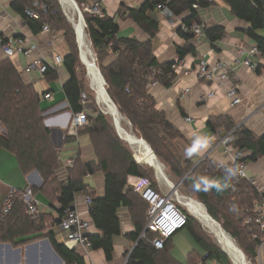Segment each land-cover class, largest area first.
<instances>
[{
	"label": "trees",
	"instance_id": "obj_1",
	"mask_svg": "<svg viewBox=\"0 0 264 264\" xmlns=\"http://www.w3.org/2000/svg\"><path fill=\"white\" fill-rule=\"evenodd\" d=\"M74 1L78 6L83 3V0ZM223 1L238 19L249 24L245 34L264 56V37L259 36V32L264 30V0ZM157 5L165 6L175 17L187 14L182 19V25L190 27L198 24L196 8L207 7L211 5V1L145 0L139 10L129 14L148 36L145 42L117 38L118 28L114 20L103 13L100 18L82 13L84 31L97 68L104 79L109 98L130 124L132 133L146 142L154 156L173 177L179 181L183 180L182 185L235 241L245 258L251 262L255 261L259 240L252 239L244 222L250 217H256L254 205L264 201V193H258L244 181L235 191H231L234 167H218L214 162L204 160L193 169L191 157L183 158L176 143L183 139L181 134L166 120L162 112L155 109L154 100L146 88L149 77L165 87L169 86L175 77L171 70L174 63L158 65L152 53L150 40L158 31V26L146 13ZM13 9L21 16L33 35L41 33L44 27L50 31L61 32L68 49L62 63L70 77L63 86L68 109L72 113H81L86 105H93L94 99L90 90L86 98V74L84 80H81L78 74V67L82 64L78 58L72 26L57 0H14ZM26 11L31 12L33 16L26 15ZM178 34L185 41L194 38L191 33H183L181 29ZM205 35L214 45L224 37L225 32L222 27H215L206 30ZM110 53L117 54V58L111 64L104 65V60ZM195 54L196 50L191 45L178 49L180 61ZM151 69L156 70V73L153 74ZM50 72L49 68L43 78L51 75ZM81 94L85 95L84 102L81 100ZM94 109V116L88 118L85 125L78 130V134H88L96 160L83 161L76 158L72 167L66 169L65 179H60L57 174L61 168L60 151L53 144L50 131L44 125L45 110L41 107L40 96L33 86L24 83L22 74L9 58L0 59V150L15 157L24 176L37 172L43 182L42 192L49 194L52 202L56 204V217L47 220L45 215L39 213L33 219L17 199L10 214H0V244L18 248L38 239H47L64 264H84L80 255L67 250L63 244L56 241L53 229L57 228L63 212L72 208L75 195L88 193L85 178L100 172L104 179L103 196L90 194L88 217L99 233L88 236L90 249L100 250L106 261L112 260L113 237L119 236L122 231L117 210L125 208L133 226V231L127 234L126 238L135 244L130 253H125L126 264H178L167 253L171 239L161 250L152 246L151 241L156 234L145 231L147 206L127 184L129 176L144 177L148 178L156 189L154 170L151 167L143 168L136 162L129 146L118 137L109 117L98 111L95 105ZM209 127L214 133L218 130L225 134L231 133L234 147L250 151L251 156L244 159L246 163L256 162L264 156V140L254 138L242 127L236 128L229 118L212 120ZM69 139L72 138H64L65 141ZM32 190L35 195V189ZM183 213L187 217L185 228L206 253V257L200 262L232 264L211 236L202 229L200 223L186 211L183 210ZM141 234H144L143 238H140ZM263 237L264 234L258 235L259 239Z\"/></svg>",
	"mask_w": 264,
	"mask_h": 264
},
{
	"label": "crops",
	"instance_id": "obj_2",
	"mask_svg": "<svg viewBox=\"0 0 264 264\" xmlns=\"http://www.w3.org/2000/svg\"><path fill=\"white\" fill-rule=\"evenodd\" d=\"M13 1L0 0V35L3 40L12 41L16 38H22L26 41L27 46L36 45L37 49L33 55L44 58L48 64H52L56 56L64 58L68 49L61 32L42 31L37 35H33L21 16L13 9ZM144 1L83 0V3L87 5L97 4L106 17L114 20L118 28L117 38L145 42L148 40V36L129 15L131 12L139 10ZM209 1H211V5L196 8L197 25L200 26L202 33L199 37L190 41H185L178 34L182 26V19L187 14H183L182 17L174 16L165 19L157 8L146 13L158 26V31L150 40L152 53L158 65L180 61L178 49L186 45H191L196 50L194 56L188 55L182 59L183 65L175 72V77L169 86L165 87L158 83L148 91L154 100L155 109L162 112L166 120L181 134L183 139L180 142L185 145L187 155H184L183 149L178 146L180 154L183 158L191 157V163L194 165L193 169L204 160H210L218 167L232 169L233 164L222 144V140L227 134L220 130L216 133L212 132L209 123L212 120L226 117L231 120L236 128L242 127L250 132L254 138L264 140V56L260 53L252 56L245 55V58H250L256 66L255 71L243 66L242 60L238 65L230 68L233 76L232 82L236 86L237 94L241 100V103L237 106H231L230 100L226 97V90L231 84H220L215 77L212 79H198L196 72L201 61H205L212 70L216 62L220 60L234 63L238 49L247 50L256 47L255 43L245 34V31L250 27L248 23L238 19L223 0ZM215 27H222L225 35L220 41L212 45L206 37L205 31ZM259 36L264 37V30L259 32ZM2 58L6 57L0 51V59ZM116 58L117 54L110 53L104 60V65L111 64ZM9 59L18 72L22 74L24 83L33 86L40 96L41 107L45 110L43 113L44 125L49 129L55 142L60 145L58 149L60 151L61 168L57 173L58 177L65 179L66 169L72 167L76 158L83 161H95L88 134L82 132L74 136L68 132L73 113L68 109L63 86L70 77L62 64L50 67L51 75L42 78L36 72H25L28 60L24 56L14 55ZM186 89L189 92L182 96V92ZM47 93L51 95L50 100L43 99V96ZM209 94L211 96L207 97ZM202 96L206 97L204 101L201 100ZM82 114L86 121L94 116L89 105H86ZM186 118H191L192 122L187 123ZM65 137L72 139L65 141ZM129 148L140 166L153 168L144 152L134 150L132 146H129ZM249 156H251V152L246 150L245 158ZM34 172L24 176L17 165L15 157L7 151L0 150V196L5 195L9 188L30 186L36 191L35 197L39 203L38 213L45 215L47 220H50L56 217V204L52 202L49 194L42 192V179L37 172V174H34ZM246 175L253 179V186L257 191L264 193V156L256 162L247 161ZM154 177L156 190L167 193L164 180L160 179L158 172L155 170ZM131 178L133 177L129 176L127 181L132 180ZM168 181L166 180V183ZM182 182L183 180L180 181L181 185ZM85 183L88 185L87 194L98 197L103 196L104 179L102 173L98 172L86 177ZM186 194V196L195 199L190 191L186 190ZM84 195L85 193L75 195L72 208L87 217ZM261 212L264 217V207ZM117 217L122 231L119 236L113 237L112 260L108 262L105 260L102 251L90 249L88 257L83 258L84 264H124L126 260L125 253H130L135 245L126 238L127 234L133 231V226L125 208L117 210ZM55 229L53 231L55 232L56 241L59 244H64L65 235ZM94 234L99 233L94 229L90 235ZM3 249L6 248H1L0 253ZM10 250H13L14 256L1 255L0 264H64L47 239H38L18 248L11 247ZM167 251L178 264H196L206 257V253L192 239L186 228L171 238ZM212 262L218 264L215 261ZM205 263L210 264V261Z\"/></svg>",
	"mask_w": 264,
	"mask_h": 264
},
{
	"label": "built area",
	"instance_id": "obj_3",
	"mask_svg": "<svg viewBox=\"0 0 264 264\" xmlns=\"http://www.w3.org/2000/svg\"><path fill=\"white\" fill-rule=\"evenodd\" d=\"M82 13H87L94 17H102V12L97 4L87 5L82 3L80 5ZM161 16L165 19L173 18L174 15L163 5H157ZM264 11V9H263ZM26 15L33 16L29 11H26ZM42 31H50L47 27H44ZM181 31L183 33H191L194 38L199 37L202 30L199 25L193 24L190 27L185 25L181 26ZM37 49L36 45L27 46L26 41L22 38H16L12 41L3 40L0 35V51L6 58H11L14 55H22L27 60L28 63L25 68L26 73L36 72L43 77L45 72L50 67H56L63 63V58L61 56H56L53 59L52 64H48L44 58L36 57L33 54ZM257 47H252L247 50L240 48L236 52V58L234 63H228L224 60L216 62L214 68L211 70L205 61H201L197 66L196 76L198 79H212L216 78L220 84L229 83L230 87L226 90V97L230 100L231 106H237L241 103V100L237 94L236 86L233 84V76L230 72L232 66L238 65L240 60H242V65L251 69L256 70V66L252 63L250 58H245V55H256L258 54ZM183 65V61H178L171 65V70L175 72ZM153 74L156 70L151 69ZM160 73V72H159ZM158 84L153 78L149 77V81L146 88L149 90ZM189 90L186 89L182 92V96L188 93ZM209 94L207 97H210ZM44 100H50L51 95L45 94L43 96ZM205 96L201 97L204 101ZM81 100L84 102L85 95L81 94ZM187 123H191V118H186ZM86 123L84 116L81 113H73L70 121L68 132L71 135L76 136L78 130L82 128ZM233 139L231 133H228L222 140V144L225 148V152L229 155L231 162L234 167L235 175L233 181L230 185L231 191H235L237 186L241 182H247L250 186L254 185L253 179L247 177L246 175V162L245 151L240 150L232 145ZM132 180L127 181L128 186L131 188L132 192L135 193L147 206L146 210V226L145 231H150L156 234V237L151 241L152 246L156 250H161L164 248L165 243L169 241L176 233L181 231L186 227L187 217L183 213V209L189 214V211L184 207L181 201L176 197V193L173 192V187H169L165 182L167 187V193H162L154 189L152 182L148 178L144 177H133ZM254 187V186H253ZM255 188V187H254ZM178 189V188H177ZM256 189V188H255ZM257 191V189H256ZM178 192V190H177ZM259 193V191H257ZM19 200L26 208L27 214L33 219L38 216V200L36 199L32 187L25 186L23 188H9L5 195L0 196V214L1 216H7L10 214L14 207L16 200ZM84 204L86 208V214L91 206V196L85 193ZM264 207V201L261 203H256L254 205V212L256 214L255 218H248L245 220V225L248 229V233L252 235L254 241L259 240L257 246V258L259 264H264V237L259 239L258 235L264 234V217L262 215V208ZM57 231L65 235L64 247L69 251H74L82 258H86L90 252V243L88 236L93 232L94 227L92 225L89 217H85L83 213L76 209H67L63 212V216L57 226ZM144 234H141L140 238H143ZM127 258L124 261L126 264ZM198 264H206L200 262Z\"/></svg>",
	"mask_w": 264,
	"mask_h": 264
},
{
	"label": "bare ground",
	"instance_id": "obj_4",
	"mask_svg": "<svg viewBox=\"0 0 264 264\" xmlns=\"http://www.w3.org/2000/svg\"><path fill=\"white\" fill-rule=\"evenodd\" d=\"M60 2L62 9L64 10L66 16L69 21L73 24L75 31L77 33V37L80 44L81 49V59L84 62L85 73L86 69L89 73V81L91 82V86L93 87V91L89 88L91 94L93 95L94 104L99 111V108L96 104L98 102L99 107L104 112L110 113L115 119L116 123L119 122V134L123 140L128 141L134 150H139L144 152L149 158L152 165L155 167L156 172L160 176L161 180H169L163 170L162 165L153 158L150 152L147 149V146L141 142L137 136L133 133H130L128 128L124 126L125 121L120 119L114 110L112 104L109 102L107 96L105 95L103 89L106 91V87L103 88L101 79L97 73V65L94 60V55L91 53V45L88 42V38L84 31V26L82 21L80 20L78 13L76 11L75 5L71 0H57ZM95 64V66H94ZM107 93V91H106ZM96 99V101H95ZM121 122L123 124L121 125ZM126 125V124H125ZM128 125V124H127ZM129 126V125H128ZM177 192V191H173ZM176 197L181 201L182 205L187 208L189 214L192 217H195L197 221L200 222V225L204 228L209 236L214 240V242L223 248V250L230 256L233 264H248L249 262L246 258L243 257L242 253L239 250V247L234 243V241L222 230V227L217 224L204 210L199 202L192 198L191 196L181 195L176 193ZM205 208V207H204ZM206 211V212H205Z\"/></svg>",
	"mask_w": 264,
	"mask_h": 264
},
{
	"label": "water",
	"instance_id": "obj_5",
	"mask_svg": "<svg viewBox=\"0 0 264 264\" xmlns=\"http://www.w3.org/2000/svg\"><path fill=\"white\" fill-rule=\"evenodd\" d=\"M72 1V3L75 5V7H76V11H77V13H78V16H79V18H80V20L82 21V24H83V26H84V28H85V22H84V19H83V15H82V13H81V11L79 10V7H78V5L76 4V2L74 1V0H71ZM58 2V4L60 5V7H61V9H62V6H61V4H60V2L59 1H57ZM62 12H63V14H64V16L66 17V19H67V21L71 24V26H72V29H73V32H74V35H75V41H76V44H77V48H78V58H79V61H80V63L84 66V62L82 61V59H81V47H80V44H79V40H78V37H77V33H76V31H75V28H74V26H73V24L69 21V19H68V17L66 16V14H65V12L63 11V9H62ZM91 53H92V51H91ZM95 60V59H94ZM94 66H95V64H94ZM97 73H98V75H99V77H100V79H101V82H102V86H103V88L105 87V82H104V79H103V77L101 76V74H100V72H99V70L97 69ZM86 79H87V81H88V86H89V88L93 91V87L91 86V82L88 80L89 79V73H88V71H87V69H86ZM103 91H104V93H105V95L107 96V98H108V100H109V102L112 104V106H113V108H114V110L116 111V113H117V115L120 117V119H123V120H125V122L129 125V127H130V132L132 133V128H131V126H130V124L126 121V119L125 118H123L122 116H121V114L118 112V110H117V108L115 107V105L113 104V102L111 101V99L109 98V96H108V94L106 93V91H105V89H103ZM95 101H96V99H95ZM96 104H97V106L99 107V104H98V102H96ZM100 112L103 114V115H105V116H109V118L111 119V122H112V125H113V127H114V129H115V131H116V133H117V135H118V137L122 140V141H124L128 146H131V144L128 142V141H126V140H123L122 139V137L120 136V134H119V122H118V124L116 123V121H115V119L113 118V116L110 114V113H107V112H104L103 110H100ZM51 139H52V142L54 143V145L58 148L60 145H58L56 142H55V140H54V138H53V136L51 135ZM141 142H143L146 146H147V149H148V151L150 152V154L153 156V158L154 159H156V161H158L159 162V160L154 156V154L152 153V151H151V149L149 148V146L146 144V142L145 141H143V140H141ZM160 163V162H159ZM161 165H162V167H164V165L161 163ZM153 167V169L154 170H156L155 169V167L154 166H152ZM165 168V167H164ZM34 174H37L36 172H34ZM206 210V209H205ZM190 215V214H189ZM191 216V215H190ZM192 217V216H191ZM196 221H197V219L195 218V217H193ZM199 222V221H198ZM200 223V222H199ZM218 224V223H217ZM219 225V224H218ZM220 226V225H219ZM223 230V229H222ZM224 231V230H223ZM225 232V231H224ZM227 234V233H226ZM228 235V234H227ZM229 236V235H228ZM230 237V236H229ZM231 238V237H230ZM232 239V238H231ZM233 240V239H232ZM234 241V240H233ZM46 244H47V242H45ZM234 243H235V241H234ZM6 248V249H8V250H10L11 249V247H10V245L9 244H0V249L1 248ZM219 248H220V250L229 258V260L231 261V263L233 264V261L231 260V258H230V256L223 250V248L222 247H220L219 246ZM240 250V249H239ZM17 252H19L18 250H16ZM240 252L242 253V251L240 250ZM242 255H243V257L245 258V256H244V254L242 253Z\"/></svg>",
	"mask_w": 264,
	"mask_h": 264
},
{
	"label": "rangeland",
	"instance_id": "obj_6",
	"mask_svg": "<svg viewBox=\"0 0 264 264\" xmlns=\"http://www.w3.org/2000/svg\"><path fill=\"white\" fill-rule=\"evenodd\" d=\"M79 7V10L81 11V7L80 6H78ZM62 10V9H61ZM64 11V10H63ZM81 13H82V11H81ZM88 42H89V40H88ZM93 54V53H92ZM78 74H79V76H80V78H81V80L83 79L84 80V76H85V68L83 67V65H79V67H78ZM43 78V77H42ZM84 85H85V92H86V95L89 93V89H88V85H87V83L86 82H84ZM90 94V93H89ZM86 98H88V95H87V97ZM94 105L95 104H93V105H91V104H89V108H90V110H91V113H93V114H95L94 113V111H95V109H94ZM96 107V106H95ZM99 108V111L101 110V108L100 107H98ZM98 110V109H97ZM109 117V116H108ZM110 119V118H109ZM111 120V119H110ZM125 121V120H124ZM123 124V122H121V125ZM126 124V123H125ZM124 124V126H126L127 128H128V130H129V132H130V127L126 124L125 125ZM131 133V132H130ZM176 143H177V145H179L182 149H183V151H184V155H187V152H186V149H185V145L182 143V142H180L179 140L178 141H176ZM161 164V163H160ZM153 169V168H152ZM163 170L165 171V174H166V176H167V178L169 179V181L167 182V184H168V186L169 187H173V191H177L178 190V193L179 194H181V195H187L186 194V188L183 186V185H181L180 184V181L179 180H177V178L176 177H173L170 173H169V170L166 168V169H164V167H163ZM156 171V170H155ZM172 176V177H171ZM169 177H171V178H169ZM172 179V180H171ZM175 181H174V180ZM173 181V182H172ZM178 188V189H177ZM201 206V205H200ZM202 207V206H201ZM184 210V209H183ZM185 211V210H184ZM187 213V212H186ZM188 214V213H187ZM202 227V226H201ZM203 229V228H202ZM55 230H57V229H55ZM183 230V229H182ZM181 230V231H182ZM180 232V231H179ZM178 232V233H179ZM177 234V233H176ZM3 256V255H8V256H14L13 255V250H8V249H3L2 250V252L0 253V256ZM257 259V260H256ZM255 259V261L254 260H252V262L251 261H249V262H247L248 264H259V260H258V258H256ZM210 264H213V262L212 261H210Z\"/></svg>",
	"mask_w": 264,
	"mask_h": 264
}]
</instances>
